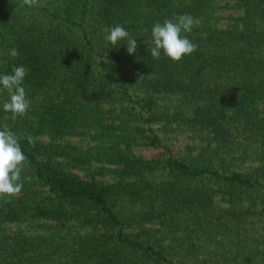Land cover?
<instances>
[{"label": "trees", "instance_id": "16d2710c", "mask_svg": "<svg viewBox=\"0 0 264 264\" xmlns=\"http://www.w3.org/2000/svg\"><path fill=\"white\" fill-rule=\"evenodd\" d=\"M40 3L0 0V74L24 65L31 101L12 119L0 91V130L18 135L29 161L19 197H0V264H165L168 254L187 263L182 254L210 239L190 247L185 237L212 238L222 223L211 197L242 207L249 190L263 193L264 0ZM185 13L197 50L154 59L145 43L154 23ZM117 24L136 38L135 53L105 40ZM177 134L189 142L175 153ZM141 142L164 151L147 157ZM244 206L254 221L230 244L264 264V220ZM215 242L197 264L244 260Z\"/></svg>", "mask_w": 264, "mask_h": 264}, {"label": "clouds", "instance_id": "9594fccd", "mask_svg": "<svg viewBox=\"0 0 264 264\" xmlns=\"http://www.w3.org/2000/svg\"><path fill=\"white\" fill-rule=\"evenodd\" d=\"M23 5L29 8L42 6L40 0H22ZM196 22L190 14H174L173 18H166L163 22H156L151 28V39L145 43L154 59H159L161 53L171 60L178 62L185 56L191 55L198 48L187 33H190ZM105 40L112 46L126 42V51L133 54L137 50V40L130 35L122 25L112 27L105 26ZM147 32L148 29H143ZM9 55L18 57L19 52L13 48ZM28 69L24 65L13 66L11 73L0 74V91H6L9 99L3 102V110L12 114V119L24 116L30 109L31 101L27 96L24 79ZM143 76H140L141 78ZM29 144L34 141L28 138ZM29 165L28 158L24 154L20 138L8 127L0 130V197L18 198L22 188V173Z\"/></svg>", "mask_w": 264, "mask_h": 264}, {"label": "rangeland", "instance_id": "374dc122", "mask_svg": "<svg viewBox=\"0 0 264 264\" xmlns=\"http://www.w3.org/2000/svg\"><path fill=\"white\" fill-rule=\"evenodd\" d=\"M230 11H231V8L229 7V5L226 7L224 6L222 8L221 10V14H222L221 23L222 24L224 25L227 24V21H228L227 13H229ZM262 103L264 105V102ZM188 142H189L188 139L184 135L177 134V136L169 140L170 149L175 153L183 152L185 148L184 145L185 143H188ZM135 150L138 153L143 154L147 157L162 154L164 151L162 147H159L152 143H145V142L138 143L135 146ZM250 164H251V161L247 160L244 163L243 167L247 168ZM263 195H264V187H263V193H258V192L249 190L246 197H244L240 202H238L242 204V207H240L239 204L237 205L235 202H233L232 199L226 200L223 196H221L218 193L214 195L213 197H211L210 202L207 206V209L215 212L213 215L215 217L219 216L221 219L220 218L218 219L220 223L222 222L223 224L221 223L220 226H218V230L217 232L214 233L212 238L203 237L204 235L201 236L194 232L190 236L185 237V239H187V243H191L190 247H196L200 243L199 242L200 238L210 239L209 245H207V243H204L202 247L197 248L195 252L192 251L191 248H189L192 254H190L188 251L186 252V254H182L184 255L187 261V263L185 264H197L196 262L197 259L200 262L201 256L207 255L204 250H206L208 247L212 249L211 244L213 241H216L214 243V247H216L217 249H220L221 247H223L229 254H233L234 257L236 258L238 257L237 261L240 260L242 258V252L240 251V248L238 246L234 244H230V240H235L238 237L236 236L238 233V228H240V231L243 230V228L240 226L242 223L247 222L251 225V222L254 221V218H252L253 216L251 215V213H249L250 211H247L243 208L245 207L244 205L250 206L252 208H256L257 209L256 211L259 212L257 215L260 216L262 220H264ZM187 212L189 215L196 217L195 209H190ZM233 212H235L236 214H234ZM222 219H225L224 220L225 222H223ZM199 231H201V229H199ZM230 231H233L231 237L228 235V232ZM186 245L187 244H185V246ZM262 247L264 251V231H263V246ZM256 256L259 257V254L256 253ZM180 259H181L180 254H177V255L168 254L165 264H184L182 261H180ZM242 259L244 260L239 262V264H251L250 260L244 257Z\"/></svg>", "mask_w": 264, "mask_h": 264}]
</instances>
